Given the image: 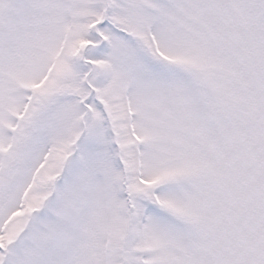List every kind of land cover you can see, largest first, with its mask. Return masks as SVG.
Masks as SVG:
<instances>
[{
	"label": "snow or ice",
	"instance_id": "obj_1",
	"mask_svg": "<svg viewBox=\"0 0 264 264\" xmlns=\"http://www.w3.org/2000/svg\"><path fill=\"white\" fill-rule=\"evenodd\" d=\"M0 264H264V0H0Z\"/></svg>",
	"mask_w": 264,
	"mask_h": 264
}]
</instances>
